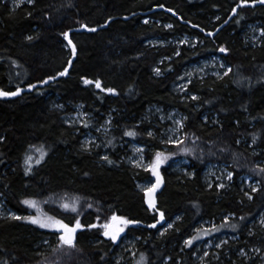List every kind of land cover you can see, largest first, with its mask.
Listing matches in <instances>:
<instances>
[{
  "label": "trees",
  "instance_id": "16d2710c",
  "mask_svg": "<svg viewBox=\"0 0 264 264\" xmlns=\"http://www.w3.org/2000/svg\"><path fill=\"white\" fill-rule=\"evenodd\" d=\"M239 3L34 0L11 7L8 0H0V89H22L16 96L0 97L1 208L24 216L29 208L22 202L40 200L52 217L70 226L79 218L85 226L77 231L76 246L68 248L58 246L55 232L0 215V264H116L125 237L134 240V257L119 264H136L141 253L144 264H196L194 248L185 240L199 221L219 223L226 215L238 223L231 233L239 239L223 245L205 264H255L232 249L257 246L264 253V229L254 225L255 232L247 235L245 227L264 209V37L254 43L246 40L248 25L264 29V5L240 7L232 13ZM66 31L76 46L75 56L62 35ZM180 35L187 36L188 43L177 47L149 43ZM221 46L228 51L220 52ZM217 54L231 69L227 75L193 78L184 96L172 89L189 64ZM65 67L68 74L57 76ZM50 76L55 79L39 83ZM82 77L99 79L103 88L116 92L86 85ZM28 84L36 88L29 89ZM78 103L94 124L109 118L110 128L102 137L104 150L85 151L84 127L63 121V113ZM152 105L184 116L181 143L163 148L156 136L148 135L153 128L144 116ZM129 130L137 135H124ZM130 140L144 145L150 160L157 151L168 156L161 165L163 183L156 196L165 220L156 228L148 225L156 223L158 213L148 210L144 194L136 188V181L148 178L150 171L122 160L124 144ZM29 145H43L47 155L25 175V156L36 155ZM104 156L113 163L104 161ZM177 158L188 161L191 176L171 168ZM209 163L227 165L233 173L228 188L204 183L202 173ZM243 175L258 182L251 199L235 185ZM73 198L79 200L77 212L61 208ZM113 213L140 221L125 227L115 242L100 227ZM167 222L173 227L162 231ZM89 224L97 227L88 228Z\"/></svg>",
  "mask_w": 264,
  "mask_h": 264
},
{
  "label": "rangeland",
  "instance_id": "374dc122",
  "mask_svg": "<svg viewBox=\"0 0 264 264\" xmlns=\"http://www.w3.org/2000/svg\"><path fill=\"white\" fill-rule=\"evenodd\" d=\"M8 1L11 7L17 6L16 0H8ZM24 2H27V0H20L18 5ZM246 35H247L246 40L250 41V43L258 42L261 38L264 37V34L261 33L260 28L256 24L248 25L246 30ZM181 40H184L187 43L189 41L187 36L180 35V36H175L173 38H169L167 40L154 38L150 40L149 43L155 46L159 45L166 47H171V46L177 47L181 45L180 43ZM68 47L70 46L68 45ZM228 69H229L228 65L225 63L224 59L219 54L202 59L197 63L189 64L186 67L185 71L176 77L175 81L172 84V89L176 91L178 94L184 96L185 86L189 83L191 79L203 78L208 75L214 77H221ZM71 108L72 109L70 111L63 113L62 115L63 121L66 124L73 126L74 128L84 127L82 142L83 144L87 142L88 149L104 150L103 149L104 146L102 144V137L103 134L106 133L110 128L109 118L106 117L99 124H94L92 119L90 118V115L84 111V108L81 104L79 103L75 104ZM144 118L147 122L151 124L150 128H153L151 129V132L153 133L154 136H156L157 141L160 143V145L163 148H166L168 144H171L168 143L170 139L176 141H179L181 139L183 135L182 126H183L184 116L180 112L172 109L162 110L161 107L152 105L147 108ZM177 121H179L180 124H177ZM85 122L88 124L87 127L84 126ZM124 145L126 147L122 156V160L124 164L138 170H146L147 165L152 162V160H150L145 154L146 147L142 144L135 142L134 140H130ZM136 149H142L143 151L137 152ZM141 157H143V159H141ZM133 160L140 163L141 166L137 167L135 164H133L132 162ZM171 168L179 174H184L189 176H191L192 174V171L189 168V163L185 158L174 159L171 162ZM159 171L162 178L161 165ZM228 172L230 171L228 170V167L225 163H209L202 173L203 176L202 178L206 185L209 184L218 185L223 183L226 185V187L224 188H228L229 186L227 184L232 183V179L231 180L227 179ZM152 182H155V177H153L152 173L150 172V176L148 178L136 181V188L137 190L142 192L141 188L137 186L141 185L143 187H148ZM235 185L236 187H238L240 192L244 193V195L245 193H247L248 195L245 196L249 199V196H251L252 193V187L257 188L258 182L249 175H243L237 179ZM35 201L37 203V207L31 208L28 206L29 210L24 216L52 217L43 210L42 201L40 200H35ZM1 206H2V199L0 198V215L8 216L9 212L14 213L11 210H6V211L2 210ZM230 217H232V215H226L223 218V221L219 223H215L213 220H201L198 222L196 228L193 230L192 235L188 238L190 239L194 236L198 237L197 239L192 241V246L195 251L193 257L196 264H202V261L203 264H205L208 258L215 257L217 251L220 248H222L223 245L229 244L230 241H235L239 239V236L231 233V230L233 231V229H236L235 227L238 226V223L235 221H230L229 220ZM262 219H264V209H262L257 215L253 217L252 220H250L245 224L247 225L245 226L247 228L246 234L251 235L255 232L254 225L259 227L260 229H264V225L260 223ZM169 224L172 225V222L165 223L162 231L168 229ZM35 226L45 231L55 232L57 238L59 236V232L56 229L41 228L39 225H35ZM213 228L217 230L214 231ZM204 231H207L208 235H203ZM133 242L134 240L131 239L130 237H125L122 240V242L119 243V248H118L119 252L115 257L116 264L125 263L126 261L125 259L128 258L133 259L135 252ZM217 244H220L221 247L217 248L216 247ZM233 248L234 249L232 250H234V252L237 255L241 256V258L245 262H250L255 260V264H264V253L261 254L259 251H257V249H259L257 246H251L248 247V249L247 247L244 246L239 248L236 247ZM241 249H243L244 251L243 255H241ZM205 252L208 253L207 256L204 255Z\"/></svg>",
  "mask_w": 264,
  "mask_h": 264
},
{
  "label": "snow or ice",
  "instance_id": "6c2138e0",
  "mask_svg": "<svg viewBox=\"0 0 264 264\" xmlns=\"http://www.w3.org/2000/svg\"><path fill=\"white\" fill-rule=\"evenodd\" d=\"M20 2V0H16V5L18 6V3ZM27 3L29 4H33L34 0H27ZM256 4H260V5H264V0H240V3L237 5V7H233L232 8V13H237L238 8L240 7H245V6H254ZM159 7H163V5H158ZM168 11H172V9H168ZM112 18L109 17V20H111ZM148 21H145V23H147ZM239 22V21H237ZM108 21H105V24H107ZM165 27H171V25H165ZM81 28H87V25L85 24H81ZM89 31H96L95 28H90L88 29ZM261 33L264 34V29H261ZM62 35L64 36V38L68 41V45H71L72 47V54L73 56L76 55V46L73 44L72 40L69 39V32H64L62 33ZM208 35H212V33H208ZM28 40H31L33 37L31 36H27L25 37ZM186 41L181 40L180 43H185ZM220 52H224L226 53L228 51L227 48L221 46L219 49ZM69 66L72 64V60L69 59L68 61ZM68 67H65L64 70L62 72H58L57 76H64L68 74ZM231 69L229 68L224 75H227L228 72H230ZM154 72L159 75L160 74V69L159 68H155ZM55 77H47L46 80L40 81L39 83H47V81L49 80H54ZM83 80V83L86 85L89 84H93L95 85V87L97 89H100L101 91L107 92V93H115L116 89L115 88H103L101 81L99 79L95 80V81H91L87 78L82 77L81 78ZM262 79H264V77H262ZM27 87L29 89H35L36 85L35 84H28ZM22 91V89L18 86L16 88L15 91H5L3 89H0V97H10V96H16L18 94H20ZM192 99H198V97L193 96ZM177 124H180L179 121H177ZM85 127L88 126V124L85 122L84 124ZM182 126V125H181ZM124 135L129 136V137H135L137 135V133L133 130H129L126 131L124 133ZM149 136H152L153 133L151 131L148 132ZM4 138L2 136H0V140H3ZM252 141L253 143L256 142V136L253 135L252 137ZM109 143H111V141H109ZM168 143H181L180 141H176V140H169ZM237 143H239V141H237ZM30 149H33L35 152V156L33 154H28L25 156L24 159V164H25V175H28L31 171H32V165L36 164L39 165L43 160L44 157L47 155L46 149L43 145L40 146H36V145H29ZM82 148H84L85 151L88 150V145L87 142H85L84 144H82ZM184 152H190L191 150L188 148H184L182 149ZM137 152H142V149H136ZM174 155V154H173ZM102 159L104 161H106L109 164H112L113 161L110 160L107 156L102 157ZM141 159H143V157H141ZM168 159V156H166L165 154L157 151L155 153V156L152 160V162L150 164L147 165L146 170L150 171L152 173V176L155 177V182L150 183V185L148 187H143L141 185H138L137 187L141 188L142 192L144 193V203L147 205L148 210L150 211H154L159 213V220H156V223L148 225V227L150 228H156L157 224H159L161 221L165 220V213L163 211H161L158 206H157V190L161 188V185L163 183V180L161 178L160 175V165H162L165 160ZM133 164H135L137 167H140V163H138L137 161L133 160L132 161ZM262 172H264V169H261ZM233 177V173L232 172H228L227 173V179L231 180ZM210 188L212 187L211 184L208 185ZM217 188H224L226 187L225 184L221 183L216 185ZM257 188L256 187H252V192H256ZM245 195H248L247 193H245ZM252 197L249 196V199H251ZM23 204L28 205L31 208H36L37 207V203L35 200H31V199H25L23 202ZM78 206H79V200L77 198H73L71 200V202H63L61 204V208L64 210H71V212L75 213L78 210ZM88 208H91L92 205L88 204L87 205ZM8 217L9 219H13V220H26L31 222L32 224L35 225H39L41 228H51V229H56L59 232V236H58V246H67L68 248H74L76 246V234L78 230L83 229L85 226L83 224H81L80 219L77 218L75 223L72 224L71 226L67 223H65L63 220L61 219H56L54 217H40V216H17L14 213L9 212L8 213ZM97 219H99V217H97ZM177 219H179V217H177ZM243 219V217L241 218ZM140 221L138 220H131L128 219L126 217L123 216H117L115 213H113L112 217L110 218V220L108 222H105L103 225H100V227L103 228V235L105 237L110 238L113 242L117 241V238L120 236V234L122 232H124L125 227H127L128 225H132V224H139ZM260 223L262 225H264V219H262L260 221ZM88 228H96L97 225L95 224H89L87 225ZM169 228H172L173 226L171 224L168 225ZM213 230H217L215 228H213ZM203 235H208L207 231L203 232ZM198 237H192L188 240H185V245H191L192 241L197 239ZM47 243V242H46ZM217 248H220L221 245L217 244L216 245ZM257 251H259V249H257ZM244 254L243 249H241V255ZM205 256L208 255L207 252L204 253ZM146 260V257L143 253L140 254V259L136 261V264H144ZM4 264H7V261L4 262ZM203 264V261H202Z\"/></svg>",
  "mask_w": 264,
  "mask_h": 264
},
{
  "label": "bare ground",
  "instance_id": "6f19581e",
  "mask_svg": "<svg viewBox=\"0 0 264 264\" xmlns=\"http://www.w3.org/2000/svg\"><path fill=\"white\" fill-rule=\"evenodd\" d=\"M147 206V205H146ZM158 220H159V213H158Z\"/></svg>",
  "mask_w": 264,
  "mask_h": 264
}]
</instances>
